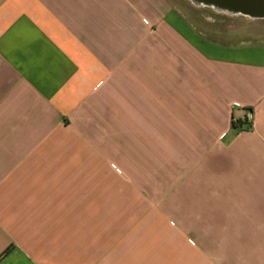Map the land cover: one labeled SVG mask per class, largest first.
<instances>
[{"label":"crops","instance_id":"0c3cea01","mask_svg":"<svg viewBox=\"0 0 264 264\" xmlns=\"http://www.w3.org/2000/svg\"><path fill=\"white\" fill-rule=\"evenodd\" d=\"M181 3L0 0V264H264V43Z\"/></svg>","mask_w":264,"mask_h":264},{"label":"rangeland","instance_id":"374dc122","mask_svg":"<svg viewBox=\"0 0 264 264\" xmlns=\"http://www.w3.org/2000/svg\"><path fill=\"white\" fill-rule=\"evenodd\" d=\"M180 9L184 18L211 40L229 45L264 43L262 19H250L216 12L208 7H196L188 0H182ZM125 219L119 218L120 224Z\"/></svg>","mask_w":264,"mask_h":264},{"label":"water","instance_id":"95a60500","mask_svg":"<svg viewBox=\"0 0 264 264\" xmlns=\"http://www.w3.org/2000/svg\"><path fill=\"white\" fill-rule=\"evenodd\" d=\"M196 6L208 7L228 15L264 20V0H188Z\"/></svg>","mask_w":264,"mask_h":264},{"label":"built area","instance_id":"2783aa9c","mask_svg":"<svg viewBox=\"0 0 264 264\" xmlns=\"http://www.w3.org/2000/svg\"><path fill=\"white\" fill-rule=\"evenodd\" d=\"M233 107L236 108H241V106H239V104H233ZM244 111V117H243V124L242 127H246V128H251L254 122V115L253 112L249 109L246 108H241ZM233 122H236V119H233Z\"/></svg>","mask_w":264,"mask_h":264},{"label":"trees","instance_id":"16d2710c","mask_svg":"<svg viewBox=\"0 0 264 264\" xmlns=\"http://www.w3.org/2000/svg\"><path fill=\"white\" fill-rule=\"evenodd\" d=\"M9 251V249L6 250V252H4V255Z\"/></svg>","mask_w":264,"mask_h":264}]
</instances>
